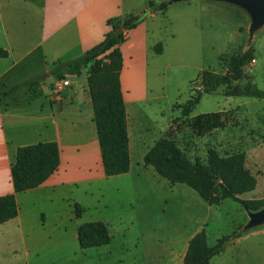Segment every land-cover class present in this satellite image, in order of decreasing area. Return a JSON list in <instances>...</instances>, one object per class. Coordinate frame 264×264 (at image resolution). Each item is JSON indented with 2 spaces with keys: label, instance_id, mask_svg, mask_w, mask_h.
<instances>
[{
  "label": "crops",
  "instance_id": "1",
  "mask_svg": "<svg viewBox=\"0 0 264 264\" xmlns=\"http://www.w3.org/2000/svg\"><path fill=\"white\" fill-rule=\"evenodd\" d=\"M128 3L38 0L33 17H19L18 22H11L14 16L9 9L6 15L0 11V46L9 52L8 57H0V197L15 193L19 205L18 215L0 224V264H184L190 240L199 228L179 241L178 251L171 245L157 246L139 260L132 256L125 234L131 218L108 212L111 193L106 184L140 180L151 166L145 162L156 142L148 143L151 129L132 122L135 110L143 111L136 102L147 88L142 67L149 64V56L165 52L160 38L149 37L154 30L148 19L156 12L150 11L137 27L126 31V41L120 46L131 158L127 173L105 174L87 78L83 84L82 76H66L69 84L61 95H52L59 80L56 68L100 43L112 30L109 19L132 15ZM25 17L28 24L23 22ZM158 43L163 45L160 53L155 50ZM21 84L25 85L16 89ZM39 142L58 144L59 168L42 185L15 192L12 168L17 150ZM167 181L173 192L180 190L177 183ZM76 205L81 207L80 216ZM92 221L106 224L110 242L82 248L79 227Z\"/></svg>",
  "mask_w": 264,
  "mask_h": 264
},
{
  "label": "rangeland",
  "instance_id": "2",
  "mask_svg": "<svg viewBox=\"0 0 264 264\" xmlns=\"http://www.w3.org/2000/svg\"><path fill=\"white\" fill-rule=\"evenodd\" d=\"M128 1L135 16L149 14L146 8L156 12L148 19L154 30L149 37L160 38L165 46L163 55L149 56V64L142 67L147 88L136 100L143 111L135 110L133 126L150 127L148 143L162 137L175 140L192 160L206 162L209 149L223 157L244 152L246 165L258 184L241 197L264 198V99L226 96L229 88L221 86L203 94L191 114L183 113L184 105L202 87V72L226 74L229 59L240 52L252 50L254 59L243 66L242 76L234 79L231 87L264 89V18L251 38L250 13L228 0ZM36 4L38 0H0V11L6 15L9 9L14 16L11 22H18L23 16L33 17ZM26 17L23 22L28 24ZM89 71L90 66L84 69L80 78L83 84ZM215 112L225 125L199 136L195 118ZM148 168L140 180L106 184L111 193L108 212L131 218L132 225L125 234L134 258L142 260L153 247L163 245L178 251L179 241L199 228L206 231L210 246L219 238H230L211 264H264V223L244 230L250 213L240 203L225 199L219 205H209L182 183L175 184L180 190L174 188L173 192L171 183L159 175H155L159 181L155 180L154 168Z\"/></svg>",
  "mask_w": 264,
  "mask_h": 264
},
{
  "label": "trees",
  "instance_id": "3",
  "mask_svg": "<svg viewBox=\"0 0 264 264\" xmlns=\"http://www.w3.org/2000/svg\"><path fill=\"white\" fill-rule=\"evenodd\" d=\"M153 5V1H150ZM166 7V6H164ZM145 11V12H150ZM145 18L128 16L109 19L112 30L104 39L87 50L83 55L66 61L56 68L59 79L66 76H83L84 69L90 66L87 73V84L92 98L94 121L97 126L104 171L107 176L127 173L130 170L128 122L124 95L121 85L123 56L120 49L126 41V31L135 27ZM123 32L118 33V29ZM162 51V43L155 46ZM7 49L0 46V57H8ZM254 59L253 51L240 52L228 61L226 74L218 75L204 70L201 75V88L192 95L184 105L183 113L191 114L201 101L203 94L216 91L221 86L229 89L226 96H248L264 99V89L258 87H231L232 81L243 74V66ZM21 84L16 89L22 87ZM195 129L199 136L223 127L224 120L218 112L198 115ZM145 162L156 172L172 183H184L194 189L209 205H219L225 199H233L246 210L259 211L264 208V198L243 199L245 193L257 187V177L246 165V154L236 152L221 156L215 149L208 150L206 162L192 160L177 145L176 141L162 137L147 151ZM60 165V151L56 142H39L21 146L17 150L16 162L12 168L15 192L26 191L42 185ZM19 205L15 193L0 197V224L16 217ZM80 205L76 213L81 215ZM82 248L105 245L110 242V234L103 221L84 223L78 231ZM229 236L219 238L214 246L208 243L207 233L203 229L190 240L184 264H211V259L220 254Z\"/></svg>",
  "mask_w": 264,
  "mask_h": 264
},
{
  "label": "water",
  "instance_id": "4",
  "mask_svg": "<svg viewBox=\"0 0 264 264\" xmlns=\"http://www.w3.org/2000/svg\"><path fill=\"white\" fill-rule=\"evenodd\" d=\"M231 3L239 4L245 7V9L250 13L252 17V25L250 28L251 38L254 34V31L262 25V20L264 18V0H228ZM123 28L118 29V33H121ZM250 220L244 230L255 227L264 223V208L257 211H249Z\"/></svg>",
  "mask_w": 264,
  "mask_h": 264
},
{
  "label": "built area",
  "instance_id": "5",
  "mask_svg": "<svg viewBox=\"0 0 264 264\" xmlns=\"http://www.w3.org/2000/svg\"><path fill=\"white\" fill-rule=\"evenodd\" d=\"M69 84V81L65 78L59 79L56 84H54L52 89V95L55 98H58L61 95V92L63 91L64 87Z\"/></svg>",
  "mask_w": 264,
  "mask_h": 264
}]
</instances>
